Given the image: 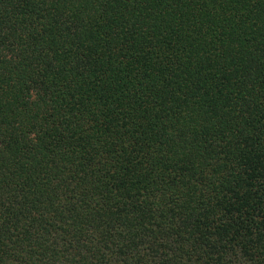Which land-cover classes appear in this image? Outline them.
<instances>
[{
	"label": "trees",
	"instance_id": "1",
	"mask_svg": "<svg viewBox=\"0 0 264 264\" xmlns=\"http://www.w3.org/2000/svg\"><path fill=\"white\" fill-rule=\"evenodd\" d=\"M0 264H264V0H0Z\"/></svg>",
	"mask_w": 264,
	"mask_h": 264
}]
</instances>
